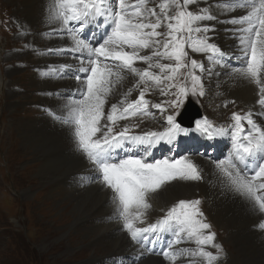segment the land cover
<instances>
[{
    "label": "snow or ice",
    "instance_id": "obj_1",
    "mask_svg": "<svg viewBox=\"0 0 264 264\" xmlns=\"http://www.w3.org/2000/svg\"><path fill=\"white\" fill-rule=\"evenodd\" d=\"M238 10L242 14L232 15ZM46 21L45 35L64 43L44 54L75 63L48 64L39 74L76 81L50 114L92 165L86 182L111 191L114 214L138 246L134 259L149 253L169 264H218L223 250L200 199H180L148 222L153 194L173 181L204 179L194 155L211 161L222 191L242 197L264 230V126L254 118L264 114V0H161L155 6L150 0H48ZM219 25H231L223 31L241 54L238 66L229 64L235 53L216 41ZM214 75L254 85L259 113L233 112L227 126L201 116L186 126L183 111L192 100L201 102L204 78ZM126 82L131 86L120 91ZM156 95L162 99L146 98ZM153 109L158 127L145 130L146 118L157 120ZM194 137L228 139L231 147L223 158L180 153L182 139ZM162 146L170 154L157 157ZM186 243L194 247L181 246Z\"/></svg>",
    "mask_w": 264,
    "mask_h": 264
},
{
    "label": "rangeland",
    "instance_id": "obj_2",
    "mask_svg": "<svg viewBox=\"0 0 264 264\" xmlns=\"http://www.w3.org/2000/svg\"><path fill=\"white\" fill-rule=\"evenodd\" d=\"M28 1L30 2V0H0V65L3 63L1 67L5 71L4 76L6 77V80H3L0 74V264H104L103 262L107 259H109V264H117L114 257L120 255V258L123 257L122 260L127 257V253L122 249L126 241L120 238L118 242L111 243L104 235H100L94 231L91 232L89 229L90 226L93 227L96 225L98 220L95 214L90 215V218L88 217L89 221L88 218H86L87 220L77 222L76 224L78 230L81 228L80 230L88 232L86 237L80 235V230L79 233L69 232L70 235H67L68 243H64V232L68 230L67 225L72 223L74 219L72 215H70L71 211H69V204L68 206L65 205L59 212L52 207L51 201H57L56 199L59 197H66L71 201V198L67 196L68 189L60 184L58 180L52 182V178L50 177L44 179L40 167L42 164L44 165L46 159L43 157L41 158L40 148L36 140L39 138V134H24V132L27 133L26 129H32L34 127L35 120L37 117L39 118V115L46 114L37 112L39 107H36L35 104L38 102L37 92L41 91L39 89L41 84H37L38 79L35 75L32 76V74L35 72L34 64L36 65V61L46 52V50H43V46L48 38L42 35L44 31L42 27L38 30V27L32 26L33 24L28 26L22 22L21 19L25 12L35 14L34 10L28 5ZM159 2H161V0H150L151 6H155ZM237 12L240 11L238 10ZM37 32H40L41 36L35 39L34 35L35 33L38 34ZM221 33L222 30H219L218 35H221ZM51 40V42L45 44L46 48L61 46L64 43L57 39ZM223 40L225 41L227 39ZM15 42L18 43L14 44ZM223 44H226V42ZM219 45L222 47L221 44ZM233 52L235 53L238 51L232 50V53ZM239 55H241L240 52L236 53L233 59ZM46 56L50 58V64L63 62L73 63V61L65 57ZM197 57L201 58L207 65L208 62H206V59L198 55L194 56V58ZM52 59L54 60L51 61ZM11 67L14 68L11 69ZM218 76L219 75L212 76V79L214 78L212 82H215L217 84L216 86H211L212 82L209 84L205 83L206 95L204 99L202 97L200 103H197L195 100L193 101L200 106L201 116H207L209 119H211V117L207 111L208 109L213 118H218L219 114L223 116L228 114L224 121L212 120L218 125L227 126L231 123V115L221 108L227 109L231 114L234 109L239 107L240 110L238 113L243 114L247 112L252 109V106L255 104L257 99L255 94L256 90L254 85L239 76L223 75L220 78H218ZM130 85V83L126 82L120 91H126L127 87H130ZM14 86L16 97L12 95ZM243 86H247V89H252V98H245L241 95L240 88ZM62 87L59 90H65L64 83H62ZM35 89L37 90L35 91ZM42 93V96H40L41 101L39 100V103L41 102L40 108L48 110L50 108H46L42 103V98L48 93ZM135 95H138V93ZM157 97L158 95H156L155 101L162 99L159 97L156 100ZM225 100L229 103L233 102L228 106L229 108L225 106ZM112 102H116V100L113 99ZM155 111L158 112V110ZM48 114L52 119L54 118L50 114V111H48ZM28 116L33 118L27 120ZM263 117L264 116L261 115L254 116L260 124H264ZM54 120L56 121V119ZM150 120L151 118H146L141 127L146 130L148 128L154 129L157 125H154ZM43 130L49 129L45 127ZM29 140H31V142ZM182 144L185 146V150H195V146L199 145L197 150L200 153L207 152L212 157L223 158L228 154L231 142L228 139H219L215 142H210L199 140L196 137L182 140ZM164 149L166 148H161L162 154L160 156L158 155V151L155 155L161 157L164 155ZM217 149H219V154L214 153ZM193 159L202 167L204 179L199 182H187L189 185L184 191L180 192L182 195L180 194L169 201H162L161 204H156L157 198L154 196L155 193L152 195L153 198H151V203L154 205L152 206L155 207L154 211L163 212L164 214L162 210H167V208L171 207L180 199H200V207L206 218H209L210 221L215 223L214 225L218 227L216 228L218 233L216 234L215 242L221 245L223 250V255L220 258L221 262L219 261L218 264H235L236 261V264H251L248 260L240 261L238 256L241 257V254L235 256L237 254L235 249L240 246L242 251H245L248 246L253 245L255 242L256 244H260L258 248L264 251V231L261 233V230L251 221L250 211L246 209L248 204L242 197L231 192L224 193L222 191L215 178L211 161L205 155H194ZM86 178V175L78 173L77 177L74 178L75 183L80 180H86ZM71 179H73L72 176L68 178V181ZM175 182L182 181H173L171 184ZM182 183L186 184L185 181ZM166 186L162 189L166 188ZM211 187L212 189H210ZM219 195H231L241 199L239 209L245 215L246 224L242 228L245 229L243 232L248 235L250 241L247 242L249 243L248 246L244 243L246 240L238 239L237 235L235 236V233H233L235 226H233L232 223H236V220L232 217L231 212L235 210L234 205L224 200L214 198ZM48 196H51V198ZM154 211L151 209L150 214L153 215L155 213ZM150 214L149 216H151ZM60 217H64L62 223L57 220V218ZM236 224H238V222ZM248 229L251 231H249L250 233ZM252 237L254 239H252ZM239 240H242V242H238ZM181 246L190 247L187 243ZM209 250L215 252V249ZM250 254L251 252L248 253V257H250ZM262 257L261 261L264 264V254ZM158 258L161 264L168 263V261L164 260L162 255ZM184 262L182 264H184ZM262 262H260V264H262ZM129 264L138 263L129 262Z\"/></svg>",
    "mask_w": 264,
    "mask_h": 264
},
{
    "label": "bare ground",
    "instance_id": "obj_3",
    "mask_svg": "<svg viewBox=\"0 0 264 264\" xmlns=\"http://www.w3.org/2000/svg\"><path fill=\"white\" fill-rule=\"evenodd\" d=\"M47 4H48V0H30L28 5L34 10L35 14H30L29 12H25L22 19L20 18L22 20V22L28 26L30 24H33L32 26H34L36 28L38 27V30H40V27H42L44 29V31L42 30L43 31L42 35H45L49 30V26H48L47 21H46ZM212 23H214V22H212ZM37 33L38 34L35 33V35H34L35 39H37L41 36L40 32H37ZM222 33H224V32L222 31ZM45 36L49 39V41L51 39H53L47 35H45ZM227 38L228 37H226L224 39H227ZM35 45H36V43H35ZM222 48L225 51L232 53V49H229L226 47L224 48V46H222ZM42 55L44 56V61L41 63V66H47L49 61H50V58L47 57L45 54H42ZM239 57H240V55L237 56L236 58L232 59L231 61H229L230 66H238L240 63ZM53 60L54 59H52L51 61H53ZM73 63H75V61H73ZM228 70H230V68L226 69L225 71H228ZM33 75L34 74H32V76ZM221 76H223V75H219L218 78H220ZM231 76H233V75H231ZM213 79H212V77H210V78L206 77L207 82H211ZM55 81H57L59 83H64L65 90L61 91V90L56 89L52 84ZM72 81H75V79L74 78L69 79L67 77H65L63 79H45V78H43V81L37 80V84H39V83L41 84L39 89L45 93H48V94H46V96H44L42 98L43 99L42 100L43 105L46 106V108H50L48 110L53 109L54 111H56L59 108H61L63 106V103L66 102L63 100V94L70 93L71 90L76 86V81L75 82H72ZM71 82H72V84H71ZM213 83L215 85H217L215 82H213ZM238 87H240V86H238ZM62 89H63V87H62ZM240 93L245 98H252L251 97L252 96V89H247V86H243L242 88H240ZM213 96H215V95H213ZM155 97L156 96H154L152 98L150 97V98L155 99ZM118 98L119 97L116 96L113 99L117 100ZM158 98H159V96L156 98V100ZM58 101L60 103H58ZM215 109H216V107H215ZM239 110H240V107L234 109L233 112H238ZM252 110L257 111L259 113V108L256 104H254L252 106ZM152 111L154 112L155 109H153ZM154 113H156V115H157V120L151 119L150 121H152V123L154 125H157V126H155V128H156V127H158L159 117H158V112L155 111ZM257 115H263V114H257ZM160 122H162V121H160ZM45 127H47L49 130H43ZM137 131H139V129H137ZM26 132L27 133L24 132L25 135H27L28 133H34V134L38 133L39 134V138L36 140L38 141V145L40 148L41 158L43 157L46 159L44 165L42 164V166L40 167V169H41L40 171H41L42 175L44 176V179L47 177H50V178H52V182H55L56 180H58L60 182V184L64 185V187L68 189L67 196H69L71 198V201H69L70 199H68L66 197H63V198L59 197L56 199L57 201H55V200L51 201L52 207L54 209L58 210L59 212L63 209V207H65V205L68 206V204H69V211H71L70 215H72V217L74 219L72 223L67 225L68 230L64 232V236H65L64 243H66V244L68 243V236L67 235L68 234L70 235L69 232L79 233V230L81 228L78 230V228L76 227L77 222L87 220L86 218H88L92 214H95L96 218H98V220H97L96 225L93 226L94 228L90 226L89 229L91 232L94 231V232L99 233L100 235H104V237L108 238L109 241H111V243L118 242L120 240V238H123L126 241V243L124 242L125 245L122 246V249L125 250V253H127L126 254L127 258L123 261H119L117 259L120 258V255L119 256L117 255L116 257H114V260L117 261L116 262L117 264H129L128 261H139L138 264H161V262L158 258L160 255H156V254L145 253L143 256L139 257L138 259H134V257L137 255L136 249L138 246L135 245L131 241V239L129 238L127 233L122 230L121 222L118 220L117 216L114 214L113 205L111 202V196H112L111 191L103 188L101 185H99L97 183L86 182L88 180V177L91 174L92 165L90 164V162L86 159V157L82 153H80L76 150V148L73 144L72 138H71V134H70L67 127L62 125L57 120L55 121L54 118L52 119L49 114H45V115H39V118L37 117L35 120L34 127L32 129H26ZM29 141L31 142V140H29ZM162 147H164V146H162ZM162 147H160V148H162ZM29 152H30V150H29ZM159 154H160V151H159ZM167 154H170L168 152V150L165 151L164 155H167ZM81 171H83V172H81ZM75 172L85 174L87 177L86 180H80L79 182L75 183V179L73 178L70 181H68V178L73 176ZM182 182H175L173 184H170V185L166 186V188L161 189L155 195L153 194L157 198L156 204H161L162 201H169L172 198L179 196L180 194L182 195V193H180V192L184 191L187 188V186L189 185V184H187V182H186V184H183ZM210 189H212V187ZM197 190H198V188H197ZM210 192H212V191H210ZM44 193H48V192H44ZM43 195H47V194H43ZM225 195L215 196L214 198H216L218 200H224V201L229 202V203L234 205L235 210H233L231 213H232V217L236 220V223L238 222V224H236L234 222L232 223V225L235 226L233 233H235V236L237 235L238 239L246 240L244 243L246 246H248L249 243H247V242L249 241V238H248L247 233L243 232V230H245V229L242 228L246 224L245 215L239 209L241 199L235 198L231 195H227V196H225ZM48 197L51 198V196H48ZM151 198H153V197H151ZM64 201H67V202H64ZM152 209L154 211L155 207H153ZM246 209H249L251 221L255 224V226H257V223H256L257 217L253 215L249 206ZM155 213L153 215L150 214L151 216H149L148 222H154L156 218L163 215V212H155ZM216 215H217V213H216ZM89 218H88V221H89ZM93 218H95V217H93ZM63 219H64V217L57 218L58 222H60V223L63 222ZM229 219H230V217H229ZM93 220H95V219H93ZM225 224H226V222H225ZM249 231L250 230L248 229V232ZM263 231L264 230H261V233ZM80 235H82L83 237H86L88 235V232H86L84 230H80ZM252 239H254V238L252 237ZM242 240H239L238 242H242ZM62 242H63V239H62ZM236 244H238V243H236ZM259 245L260 244H256L254 242V244L248 246L245 251H242V248L240 246H238L237 249H235V251L237 252V254L235 256H238L239 254H241V257L238 256L240 261L248 260L251 264H260V262H262L261 260L263 258L262 255L264 254L263 253L264 251H262L261 249L258 248ZM113 248H114V244H113ZM250 248H251V250H250ZM232 249H234V248H232ZM250 252H251L250 257H248V253H250ZM183 262L184 261L180 262L179 264H182ZM236 263H237V261L235 262V264ZM184 264H187L186 260H185ZM262 264H263V262H262Z\"/></svg>",
    "mask_w": 264,
    "mask_h": 264
},
{
    "label": "water",
    "instance_id": "obj_4",
    "mask_svg": "<svg viewBox=\"0 0 264 264\" xmlns=\"http://www.w3.org/2000/svg\"><path fill=\"white\" fill-rule=\"evenodd\" d=\"M186 110L189 112V111H192V109L191 108H188V107H186ZM197 114V113H196ZM195 113H191V115H190V121H192V119L195 117V115H196Z\"/></svg>",
    "mask_w": 264,
    "mask_h": 264
}]
</instances>
